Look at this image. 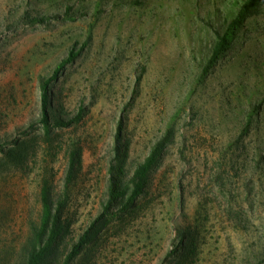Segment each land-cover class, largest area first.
Returning <instances> with one entry per match:
<instances>
[{
  "label": "rangeland",
  "instance_id": "rangeland-1",
  "mask_svg": "<svg viewBox=\"0 0 264 264\" xmlns=\"http://www.w3.org/2000/svg\"><path fill=\"white\" fill-rule=\"evenodd\" d=\"M242 1L0 0V264L23 263L41 185L62 195L77 145L47 262L63 264L102 212L119 122L127 177L168 140L133 212L102 221L70 264H264V2L202 76ZM71 49L48 86L51 124L82 116L46 133L40 81Z\"/></svg>",
  "mask_w": 264,
  "mask_h": 264
},
{
  "label": "trees",
  "instance_id": "trees-1",
  "mask_svg": "<svg viewBox=\"0 0 264 264\" xmlns=\"http://www.w3.org/2000/svg\"><path fill=\"white\" fill-rule=\"evenodd\" d=\"M264 0H243L238 6L236 12L214 29V41L210 48L209 55L202 67V76H206L217 62L224 56L229 49L238 30L245 22L259 14ZM46 17H34L30 23L45 22ZM79 51H69L67 58L62 61L47 79H41V118L43 130L49 133L50 129L56 127H66L71 123L78 122L82 116L79 111L74 117L66 121L56 119L51 124V99L49 93V83L55 79L59 70L68 62L72 61ZM251 118V116H249ZM248 123L241 136L247 130ZM122 123L119 122L115 141L113 144V156L108 166V184L106 189L107 199L102 207V212L89 224L81 233L77 241L74 242L64 257L63 264H70L95 234L98 225L105 221L111 220L116 216H124L133 212L136 206V200L144 193L149 181V173L155 166L160 153L168 138L163 139L155 144L144 160L138 163L132 171L130 177H127V154L128 144L123 141L121 134ZM240 136V137H241ZM82 148L80 146H71L67 151V171L65 176L64 188L60 197L53 198L51 187L45 181L40 188L41 212L39 223L31 228L30 235L25 243L24 261L22 264H47L48 257L65 232L67 225L62 219L63 210L69 199L68 188L75 175L81 167ZM116 207V208H115ZM117 210H112V209ZM261 261H264V257Z\"/></svg>",
  "mask_w": 264,
  "mask_h": 264
}]
</instances>
